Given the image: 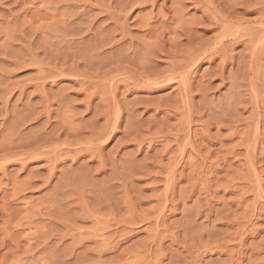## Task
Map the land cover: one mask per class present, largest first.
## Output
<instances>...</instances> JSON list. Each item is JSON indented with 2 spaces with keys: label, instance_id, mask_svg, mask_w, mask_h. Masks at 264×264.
<instances>
[{
  "label": "rangeland",
  "instance_id": "rangeland-1",
  "mask_svg": "<svg viewBox=\"0 0 264 264\" xmlns=\"http://www.w3.org/2000/svg\"><path fill=\"white\" fill-rule=\"evenodd\" d=\"M0 264H264V0H0Z\"/></svg>",
  "mask_w": 264,
  "mask_h": 264
},
{
  "label": "bare ground",
  "instance_id": "bare-ground-1",
  "mask_svg": "<svg viewBox=\"0 0 264 264\" xmlns=\"http://www.w3.org/2000/svg\"><path fill=\"white\" fill-rule=\"evenodd\" d=\"M90 110V109H89Z\"/></svg>",
  "mask_w": 264,
  "mask_h": 264
}]
</instances>
